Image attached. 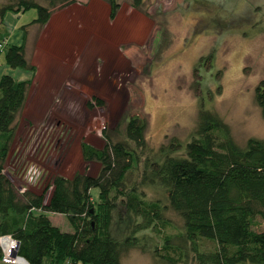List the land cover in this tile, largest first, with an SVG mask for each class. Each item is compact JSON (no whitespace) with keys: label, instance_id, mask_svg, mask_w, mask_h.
Here are the masks:
<instances>
[{"label":"rangeland","instance_id":"obj_1","mask_svg":"<svg viewBox=\"0 0 264 264\" xmlns=\"http://www.w3.org/2000/svg\"><path fill=\"white\" fill-rule=\"evenodd\" d=\"M35 1L49 6V0ZM118 3L111 18L105 0H54L48 28L29 27L25 56L35 69L4 164L19 191L39 193L54 175H95L99 164L83 159L81 143L100 148L105 135L120 138L130 116L145 120L151 153L170 139L188 140L201 105L222 118L238 145L249 137L264 138V115L254 100L255 86L264 79V0H142L137 8L130 0ZM36 16L30 7L12 19L21 28ZM6 29L0 27V41ZM2 73L30 76L26 69L8 66L3 51ZM136 176L137 170L131 179ZM145 192L160 196L154 188ZM90 193L96 200L97 190ZM48 216L61 230H71L65 215ZM164 217L168 224L158 227L161 234L137 235H152L160 245L161 235L181 228L171 210ZM133 220L117 202L112 235L125 236ZM252 229H264L259 216ZM200 241L202 249L213 247ZM120 264L159 262L134 248Z\"/></svg>","mask_w":264,"mask_h":264},{"label":"trees","instance_id":"obj_2","mask_svg":"<svg viewBox=\"0 0 264 264\" xmlns=\"http://www.w3.org/2000/svg\"><path fill=\"white\" fill-rule=\"evenodd\" d=\"M105 1L113 18L118 0ZM130 1L134 8L142 2ZM53 6L54 0L49 6L35 0L0 3V27L7 12L37 10V16L21 26L24 42L3 48L8 66L34 74L25 56L26 28L42 27ZM30 83L31 78L0 76V236L16 241V255L26 264H120L121 256L134 248L149 252L159 264H264V229H252L255 216L264 221V138L249 137L238 145L222 118L201 105L188 140L170 139L151 153L145 120L130 116L120 138L105 135L100 148L81 143L83 159L99 164L95 175H54L39 193L20 192L4 173V164ZM254 100L264 115V79L255 86ZM135 170L137 176L131 179ZM145 188L157 189L160 196L147 197ZM117 202L134 217L130 232L120 238L110 230ZM167 210L181 220L177 233L161 235L160 245L152 235H137L144 230L161 234L158 227L168 224ZM49 213L65 215L71 230H61ZM203 239L213 247L202 249ZM1 258L0 247V264H6Z\"/></svg>","mask_w":264,"mask_h":264},{"label":"crops","instance_id":"obj_3","mask_svg":"<svg viewBox=\"0 0 264 264\" xmlns=\"http://www.w3.org/2000/svg\"><path fill=\"white\" fill-rule=\"evenodd\" d=\"M21 13V12H19ZM19 13H11V12H7L5 15H4V19H3V24L5 25V27L7 28L6 31H5V34L3 36V39L2 40H5L6 41V44H14V45H20L24 42V37H23V31L22 29L19 27L20 23H18V21H14V19H12L14 15H18ZM52 14V13H51ZM52 15H50L49 19L47 20V22L42 26V30H46L48 28V25L50 23V21L52 20ZM28 22L26 23H23L22 25H25L27 24ZM34 27V26H37L36 24H31L29 25L26 29L28 31L29 27ZM46 28V29H45ZM2 74H5V73H2ZM0 74V76L2 75ZM9 74V73H8ZM11 75V74H10ZM20 77H23V75H21ZM33 75L31 74L30 72V76L28 78H31L32 79ZM18 79H24V78H18ZM52 221V220H51Z\"/></svg>","mask_w":264,"mask_h":264},{"label":"built area","instance_id":"obj_4","mask_svg":"<svg viewBox=\"0 0 264 264\" xmlns=\"http://www.w3.org/2000/svg\"><path fill=\"white\" fill-rule=\"evenodd\" d=\"M6 45V41L5 40H1L0 41V52L3 50V48L5 47ZM3 236H7V235H3ZM3 236H0L3 237ZM9 237V236H8ZM10 241L12 243V249H4L0 243V247H1V251H2V258H1V261L3 263H6V264H26V262L24 261L23 258L19 257L16 255V246H17V243L14 239L10 238ZM17 259H20L21 261H18Z\"/></svg>","mask_w":264,"mask_h":264},{"label":"bare ground","instance_id":"obj_5","mask_svg":"<svg viewBox=\"0 0 264 264\" xmlns=\"http://www.w3.org/2000/svg\"><path fill=\"white\" fill-rule=\"evenodd\" d=\"M0 243H1V245H2V247L4 248V249H6V250H8V249H12V243H11V241H10V239H9V237L8 236H3V237H1L0 238ZM18 261H21L20 259H17Z\"/></svg>","mask_w":264,"mask_h":264}]
</instances>
